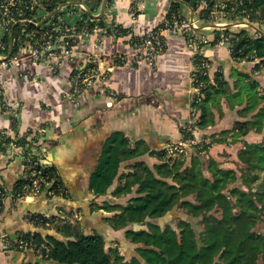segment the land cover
I'll return each mask as SVG.
<instances>
[{
  "label": "crops",
  "instance_id": "obj_1",
  "mask_svg": "<svg viewBox=\"0 0 264 264\" xmlns=\"http://www.w3.org/2000/svg\"><path fill=\"white\" fill-rule=\"evenodd\" d=\"M103 1L95 12L89 11L91 15H98L105 24L132 28L137 34L146 33L162 22L173 2L142 0L140 15L133 19L130 0L108 1L105 9ZM180 1L182 14L198 19V31L205 33L208 38L209 42L202 46L201 52L211 61V78L214 79V73L219 70L223 72L227 82V94L218 93V102L210 103L214 122L204 128L196 127L195 136L198 141L203 138L208 139L209 143L213 141L201 155L205 158L214 157L222 167L235 168L240 161L238 150L243 146L241 139L249 143L260 142L264 140V133L252 129L240 139H233L238 138L233 135H228L224 142L215 138L220 136L221 131L231 129L235 121L248 118L239 112L246 104L248 83L255 77L260 81L259 86H264V77L254 75L253 62L233 59L229 43L210 42L214 39L216 29L212 22L200 17L204 8L203 0ZM165 39V50L154 67L145 62L134 63L130 60L117 63L110 58L108 79L99 78L91 87L84 89L79 94V105L65 97L70 91L73 70L86 63L91 55L129 54L131 45L128 37L115 39L103 37L98 32L84 33L78 38L74 57L64 59L57 72L43 63L34 62L25 52L19 65L0 73V85L6 88L8 99L20 105L19 120L14 123L12 115L4 111L0 100V129L17 133L29 125H44L46 132L39 143L45 161L55 165L72 195L68 199L38 198L17 204L7 201L0 213V234L7 233L16 240L25 239L28 234L47 242L49 237L61 238L55 229L36 226L31 220L33 213L54 214L57 207L78 210L79 219L87 233L102 229L107 236H111L113 232L119 231L110 228L105 221L104 217L112 212L104 209L90 211L92 203L102 204L108 200L125 204L135 194L134 190L127 195L115 196L114 191L119 185L118 177L104 195H95L90 189L91 175L108 138L120 131L132 148L140 145L149 149V152L136 158L122 161L119 175L131 171L132 165L137 161H144L153 167L162 160L152 152L162 150L169 142L183 139L182 124L191 117L195 92L191 82L194 69L192 51L181 33H166ZM26 71L36 77H24L22 72ZM224 152H227L226 157L222 156ZM193 154L194 149L191 150L190 157ZM228 155L230 156L227 157ZM22 171L20 156L0 157V183L7 190L14 188ZM35 233H41L42 237H35ZM120 238L123 237L117 239ZM71 241L74 239L69 238V244ZM38 262L58 264L51 257H41L38 248L3 249L0 244V264Z\"/></svg>",
  "mask_w": 264,
  "mask_h": 264
},
{
  "label": "trees",
  "instance_id": "obj_2",
  "mask_svg": "<svg viewBox=\"0 0 264 264\" xmlns=\"http://www.w3.org/2000/svg\"><path fill=\"white\" fill-rule=\"evenodd\" d=\"M70 1L83 2L92 13L98 9L102 0H37L34 9H28L19 18L34 19L38 8H45L52 14L60 5ZM223 1L226 0H203L204 8L200 17L211 18V13ZM263 6L264 0L227 2L228 14L234 18L250 15L251 20L261 27H264V17L260 13ZM68 9H75V5H67L66 9L54 13L49 21H55ZM180 9L181 1L173 0L165 18H184ZM89 11L86 13H90ZM43 20L40 18L39 22ZM98 20L101 25H105L101 17ZM79 24L84 26L83 22ZM89 25L92 26L93 22ZM49 26L47 22L42 25L18 24L14 32L13 52L19 49L20 43L16 36L20 28L35 29L42 33ZM222 33L230 40L233 59L252 61L258 57L264 66V34L254 35L251 28L227 25L216 29L214 39L210 42L218 43ZM3 40L10 44V38L5 37ZM202 57L203 55L196 54L194 62L201 63ZM208 71V67H204L199 72H193L198 79L196 86H200L204 94L199 101L193 103L200 112L196 127L201 128L214 122L210 103L218 102V93L227 94L223 72L217 70L212 79ZM259 84L260 81L255 77L248 83L246 104L239 111L248 118L235 121L231 129L221 131L215 140L224 142L228 135L238 137L233 139H240L252 129L264 133V86ZM182 133L184 138L193 137L192 131H187L184 127ZM241 140L243 146L238 150V168L222 167L214 157L205 158L201 155L213 142L203 141V146L191 155L188 164L185 157L173 158L168 157L163 150L151 151L162 160L160 163L151 167L144 161H137L132 165L131 171L119 175L122 161L136 158L149 152V149L140 145L132 148L122 132L113 133L91 175L90 189L95 195H104L118 177L119 185L114 195L120 197L133 193L134 190L135 194L125 204L108 200L102 204L92 203L90 211L104 209L112 212V215L104 217L105 221L116 230H124L122 233L128 241L123 238L118 240H121L119 242L126 250L129 247L131 253L121 251L118 241H115L116 245H113L114 241L110 244L112 238L104 234L103 230L102 233H87L80 219L63 221L56 215L46 216L42 212H35L31 215V220L36 226L53 228L65 239L56 236L48 238L49 245L54 242L59 244L51 249L49 258L58 264H75L78 260L71 261L70 254L66 251L81 243L97 252L100 246L102 254L99 256L103 264H264V233L256 229L259 223H264V140L254 143ZM46 163L44 174L57 176L54 184L56 192L65 199L72 198L58 169L55 165ZM21 185L22 181L18 180L14 187L19 188ZM0 188H3L1 183ZM5 205V201L0 198V213ZM177 206L183 208L185 214L200 217L203 224L200 233L186 217H180L175 226L160 222ZM135 224L143 225L131 227ZM34 236L42 237L41 233H35ZM69 238L74 241H71L69 247L63 246L64 243H69ZM32 240L41 242L35 238ZM75 248L73 251H76ZM75 254L72 256H77ZM94 258L87 261L98 264L93 261L97 260Z\"/></svg>",
  "mask_w": 264,
  "mask_h": 264
},
{
  "label": "built area",
  "instance_id": "obj_3",
  "mask_svg": "<svg viewBox=\"0 0 264 264\" xmlns=\"http://www.w3.org/2000/svg\"><path fill=\"white\" fill-rule=\"evenodd\" d=\"M130 12L133 19H137L140 15L141 7L140 1L130 0ZM227 2H220L218 9L211 13V18L208 20L213 23L215 29L225 28L227 25L233 27L251 28L254 35L264 34V27L254 23L250 15L237 16L234 18L227 8ZM37 0H0V26L2 32L0 33V73L8 68L17 66L21 63L25 52L29 54L31 59L37 63L47 65L53 72H57L64 59H72L76 52V44L78 38L84 33L98 32L103 37H111L119 39L121 37H128L131 45V52L129 54L119 55H91L86 60V63L77 66L70 76L71 87L66 94V98L73 101L76 105L80 104L79 94L86 88H89L97 79L107 80L109 76L110 58L117 63H125L130 60L134 63L145 62L154 67L157 65L158 58L164 52L166 47L165 34L184 35L190 50L194 56L196 54L203 55L201 52L202 46L209 42L205 33L198 31V19L195 18H170L164 19L155 28L143 34H137L132 28L119 27L116 24L101 25L99 17L93 16L87 12L83 2L75 5V9H68L60 15L55 21L51 20L53 15L45 8H38L34 19L19 18L26 13L28 9L33 10ZM66 9V6L60 10ZM59 10V11H60ZM74 16V17H73ZM40 18L44 20L39 22ZM200 19V18H199ZM48 23L49 28L40 33L35 29H28L22 27L18 30L16 36L19 44V49L13 52V45L15 41L14 32L18 24L27 25L29 23H36L42 25ZM80 22L84 26H80ZM93 22V25L89 24ZM10 38V44H7L3 39ZM221 43H229L231 51V43L228 36H224L219 40ZM218 42V43H219ZM201 63L194 62L193 72H199L204 67H208V74L211 77L210 63L203 55ZM251 62L254 63L253 73L257 77H264V66L258 57ZM192 72L191 82L195 90L193 96V103L199 101L203 96L200 86H196L198 79ZM22 75L27 78H35L29 72H22ZM195 95L197 97L195 98ZM0 100L4 111L10 113L13 117L14 123L19 120V103L11 101L7 97V90L0 85ZM200 116L199 110L192 105L191 117L188 121L182 124L187 131H192V138H184L179 141L167 143L163 147V151L167 156H177L181 153L187 152V148L193 144H198L208 139L203 138L198 141L196 138V122ZM46 127L27 126L23 131L12 133L11 131L0 129V157L10 158L20 156L23 163V171L18 180L22 181L19 188L7 190L3 185L0 188V198L5 203H19L25 200L48 198L54 199L61 197L54 187L57 176L45 175V157L43 155L40 138L45 135ZM26 139V141H24ZM63 198V197H61ZM46 216L56 215L63 221L79 219L80 212L78 210H67L62 207H57L54 214L46 212ZM0 244L3 249H10L17 247L26 250L27 248L39 249L40 255L43 258H48L51 247L47 241L35 242L33 240L26 241L25 239L16 240L11 238L7 233L0 234Z\"/></svg>",
  "mask_w": 264,
  "mask_h": 264
},
{
  "label": "rangeland",
  "instance_id": "obj_4",
  "mask_svg": "<svg viewBox=\"0 0 264 264\" xmlns=\"http://www.w3.org/2000/svg\"><path fill=\"white\" fill-rule=\"evenodd\" d=\"M254 69V68H253ZM206 142H209V140H207ZM199 144V145H198ZM198 144H193L192 146H190V147H188L187 148V152H185V153H181V154H179V155H177V156H174L173 158H175V157H178V156H181V157H185L186 159H187V164L190 162V159H188V157H190V154H191V150L192 149H194V151L196 152L197 151V149L199 148H201L202 146H203V142H200V143H198ZM202 152H206V150H203ZM226 153V154H225ZM226 155H227V152H224L223 153V157H226ZM231 155V154H230ZM230 155H228L227 157H229ZM169 157V156H168ZM229 162V161H228ZM234 166V165H233ZM235 168H238V165L236 164L235 165ZM136 189V188H135ZM134 195V194H133ZM186 213V211L183 209V208H181V207H176L173 211H171V212H169V214L167 215V216H165L164 218H162V219H160V222L164 225V224H173L174 226L176 225V223L178 222V220H179V218L180 217H186L188 220H190L191 221V223H192V225H193V227L195 228V230L198 232V233H200L201 231H202V229H203V224L200 222V217H195V216H193V215H190V214H185ZM109 215H112V214H109ZM76 220V219H75ZM107 225L110 227V228H112V229H114L109 223H107ZM141 225H143V224H141ZM141 225H139V224H135V225H133V226H131V227H133V228H135V227H140ZM101 229V228H100ZM256 229L257 230H259V231H261V232H263L264 233V223L263 222H261V223H259L258 225H257V227H256ZM122 231H124V230H119V231H117L116 233L115 232H111L112 233V237H114V238H112L111 239V241H109L110 242V244L112 243V241H114V244L113 245H116V242L115 241H118V245H119V248H120V250L121 251H124L125 250V252H130L131 253V250H130V248L128 247L127 248V250H126V247H124L123 248V246H122V244L119 242V240L117 239V237H123V239H125V241H128V240H126V238H125V235H124V233H122ZM93 232H95V231H93ZM93 232H91V233H93ZM99 232H102V229L99 231ZM103 233L104 234H106L105 233V231L103 230ZM107 235V234H106ZM33 235H27L26 237H25V240L26 241H31L32 240V237ZM105 237V236H104ZM109 237V236H108ZM59 245V244H58ZM55 242L52 244V245H50V247H51V249L53 250L54 248H56L57 246H58ZM68 245H70L69 243L67 244H65L64 243V245L63 246H67V247H69ZM76 247V248H75ZM74 248L76 249V251H73L74 250V248H73V246H72V250L70 249V250H67L66 252H67V254L69 255V259L71 260V261H75V260H78V261H76L77 262V264H90L87 260H90L91 261V259H93L94 257L95 258H97V260L95 259V260H93L94 262H96V263H98V264H103L102 263V260H101V256H99V254H102L101 252H100V250H99V248H100V246L98 247V252L96 251V250H94V249H92V248H88V247H86V245H84V244H81V243H79L77 246H75ZM73 251V252H72ZM76 253V254H75ZM77 255V256H72V255ZM99 260V261H98ZM76 264V263H75Z\"/></svg>",
  "mask_w": 264,
  "mask_h": 264
},
{
  "label": "water",
  "instance_id": "obj_5",
  "mask_svg": "<svg viewBox=\"0 0 264 264\" xmlns=\"http://www.w3.org/2000/svg\"><path fill=\"white\" fill-rule=\"evenodd\" d=\"M108 1L109 0H104L103 1V9H105V7H106V5H107V3H108ZM79 3V1H70V2H67V3H65V4H62V5H60L58 8H57V10L54 12V13H57L62 7H64V6H67V5H76V4H78ZM85 5V4H84ZM85 7L87 8V10L89 11V9H88V7L85 5ZM54 13H52L51 15H53ZM260 13H261V15L264 17V6L261 8V10H260ZM98 16V15H97ZM99 16H101V15H99Z\"/></svg>",
  "mask_w": 264,
  "mask_h": 264
}]
</instances>
